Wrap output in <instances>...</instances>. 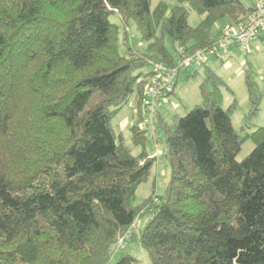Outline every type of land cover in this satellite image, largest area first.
Wrapping results in <instances>:
<instances>
[{
	"label": "trees",
	"instance_id": "1",
	"mask_svg": "<svg viewBox=\"0 0 264 264\" xmlns=\"http://www.w3.org/2000/svg\"><path fill=\"white\" fill-rule=\"evenodd\" d=\"M151 1L0 0V264H264V121L243 134L234 128L233 105L221 106L223 81L207 63L200 65L202 102L164 124L165 192L131 205L155 157L135 125L142 150L133 153L112 117L132 93L145 109L152 62L174 65L177 46L212 43L217 20L241 22L257 3ZM189 9L203 16L195 26ZM112 13L135 21L144 52H120ZM246 84L250 117L261 92L248 76ZM248 137L255 145L238 160ZM124 234L149 262L127 252V244L114 259Z\"/></svg>",
	"mask_w": 264,
	"mask_h": 264
},
{
	"label": "rangeland",
	"instance_id": "2",
	"mask_svg": "<svg viewBox=\"0 0 264 264\" xmlns=\"http://www.w3.org/2000/svg\"><path fill=\"white\" fill-rule=\"evenodd\" d=\"M158 1L152 0L151 6L154 7ZM163 1L168 6L176 4V0ZM243 1L248 3L247 0ZM187 5L184 4V6L188 7ZM202 18L203 16L197 11L189 9V24L195 26ZM109 19L118 27L120 52L126 53L128 46L136 52L145 51L146 42L141 38L140 31L133 19L123 22L116 13L110 14ZM226 23H228L227 18H220L213 24L212 32H218ZM124 29L127 31V37L125 36L126 32ZM257 39L259 38L247 43L244 48L231 49L229 57L223 61L212 59L210 63L206 64V67L210 68L223 81L220 85V104L223 108L233 105L230 113L231 120L234 128L241 132V134L245 131H252L256 125H260L264 121V39L263 41H256ZM164 42L170 51H174L171 39L168 36L165 37ZM255 42H257L258 46L255 45ZM151 68V64H147L143 70L148 71ZM191 70H197V73L193 76L185 77V74ZM247 76L250 78L252 84L261 92V99L258 105L259 110L250 117L246 115L250 106L246 84ZM180 77V83L170 97L167 100L156 102L154 111H152L153 113L145 109H142L140 112L136 93H132L128 101L111 119L115 133L121 134L125 143L132 148V152L135 154L142 150V146L134 143L131 127L133 125L140 127L144 131L145 136L143 143L144 150L148 156L155 157L148 177L139 183L135 189V195L131 200L132 206L139 205L149 196H161L165 192L170 175V164L164 155V124L172 126L179 116L184 115L193 105L202 102L200 83L206 77L204 66H192L191 68L183 69L180 72ZM204 84L208 89L211 88V80H207ZM254 145L253 139L250 137L245 138L236 158L240 160L245 157ZM147 215L148 213L137 216L131 229L134 230L138 225H142ZM124 236L125 234L117 241L114 259L119 256V252L127 244V252L134 254L145 262H149L150 257L142 246L131 242L126 243L124 247L119 246V241Z\"/></svg>",
	"mask_w": 264,
	"mask_h": 264
},
{
	"label": "built area",
	"instance_id": "3",
	"mask_svg": "<svg viewBox=\"0 0 264 264\" xmlns=\"http://www.w3.org/2000/svg\"><path fill=\"white\" fill-rule=\"evenodd\" d=\"M263 34L264 0H257L255 10L250 15L241 22L224 25L212 43L188 51L183 46H177L179 58L172 66L162 62H152L154 74L149 77L143 96L145 110L152 112L156 102L165 98V94L178 85L177 74L181 70L192 66L198 67L207 63L214 56L224 57L229 53L231 47L244 48L247 43L262 37ZM155 201L157 200L155 199ZM128 232L129 230L126 235ZM125 244L126 240L123 237L119 241V246L124 247Z\"/></svg>",
	"mask_w": 264,
	"mask_h": 264
},
{
	"label": "crops",
	"instance_id": "4",
	"mask_svg": "<svg viewBox=\"0 0 264 264\" xmlns=\"http://www.w3.org/2000/svg\"><path fill=\"white\" fill-rule=\"evenodd\" d=\"M226 24H227V23H226ZM226 24H225V25H226ZM220 29H221V28H220ZM220 29H219V30H220ZM219 30H218V31H219ZM263 39H264V34H263L262 37H260V38L257 39L256 41H263ZM254 41H255V40H254ZM255 45L258 46L257 42H255ZM212 59H215V60H222V59H219V58L212 57V58L207 62V64L210 63V61H211ZM222 61H223V60H222ZM179 83H180V82H178V84H179Z\"/></svg>",
	"mask_w": 264,
	"mask_h": 264
}]
</instances>
